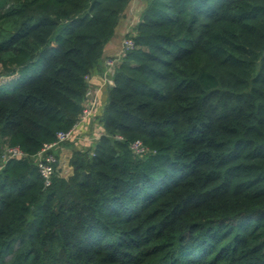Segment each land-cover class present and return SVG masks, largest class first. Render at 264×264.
<instances>
[{
  "label": "trees",
  "instance_id": "1",
  "mask_svg": "<svg viewBox=\"0 0 264 264\" xmlns=\"http://www.w3.org/2000/svg\"><path fill=\"white\" fill-rule=\"evenodd\" d=\"M146 1L94 147L46 187L131 0H0V264H264V0Z\"/></svg>",
  "mask_w": 264,
  "mask_h": 264
},
{
  "label": "built area",
  "instance_id": "2",
  "mask_svg": "<svg viewBox=\"0 0 264 264\" xmlns=\"http://www.w3.org/2000/svg\"><path fill=\"white\" fill-rule=\"evenodd\" d=\"M134 44L132 36H124L119 52L116 55L105 58L104 65L108 71L115 69L122 59L127 56L128 52L133 49ZM87 79L89 81V78ZM112 85L113 83H111V86ZM86 100L87 104L75 126L68 131L57 132L56 139L51 143L44 144L41 150L35 155L39 172L46 187L51 185L52 178L56 173V166L58 165L57 150L60 148V145L67 141L75 140L77 137L78 126L87 122L95 113L97 99L90 87H88L86 93ZM130 148L136 155L140 156L146 154L149 150L141 141L133 142ZM25 156L26 153H24L19 147H8L4 149L2 160L3 163H5L9 159H17Z\"/></svg>",
  "mask_w": 264,
  "mask_h": 264
},
{
  "label": "crops",
  "instance_id": "3",
  "mask_svg": "<svg viewBox=\"0 0 264 264\" xmlns=\"http://www.w3.org/2000/svg\"><path fill=\"white\" fill-rule=\"evenodd\" d=\"M146 6V0H131L116 28L114 36L106 47L104 59L100 61V69L94 70L90 75L89 85L97 99V104L94 115L87 122L80 124L77 128V137L74 141L77 145L97 140V135L101 131L99 116L106 104L108 95V87L105 84V58L116 55L119 52L124 36L128 32L133 31L137 24L142 20V14ZM65 156H67V154H65Z\"/></svg>",
  "mask_w": 264,
  "mask_h": 264
},
{
  "label": "rangeland",
  "instance_id": "4",
  "mask_svg": "<svg viewBox=\"0 0 264 264\" xmlns=\"http://www.w3.org/2000/svg\"><path fill=\"white\" fill-rule=\"evenodd\" d=\"M111 77H112V75L110 74L108 76V80L105 81V84L107 87L111 86V83H113V79ZM96 141L97 140H93V141H90V143H85V144H81V145H77V144L74 145V144H72L73 142H71V141H68V142L61 144L60 148L57 150V157H58V159L59 158L61 159L60 165H62L64 167V169L69 170V166H68L69 165V159L72 155L73 148L80 147V149H82L83 151L84 150H91L94 147ZM63 154H67V156L63 157Z\"/></svg>",
  "mask_w": 264,
  "mask_h": 264
},
{
  "label": "water",
  "instance_id": "5",
  "mask_svg": "<svg viewBox=\"0 0 264 264\" xmlns=\"http://www.w3.org/2000/svg\"><path fill=\"white\" fill-rule=\"evenodd\" d=\"M85 173H83V175H84Z\"/></svg>",
  "mask_w": 264,
  "mask_h": 264
}]
</instances>
